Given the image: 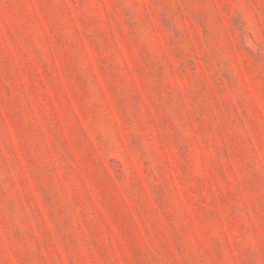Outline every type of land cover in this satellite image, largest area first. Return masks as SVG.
Segmentation results:
<instances>
[{
    "label": "rangeland",
    "instance_id": "374dc122",
    "mask_svg": "<svg viewBox=\"0 0 264 264\" xmlns=\"http://www.w3.org/2000/svg\"><path fill=\"white\" fill-rule=\"evenodd\" d=\"M0 264H264V0H0Z\"/></svg>",
    "mask_w": 264,
    "mask_h": 264
}]
</instances>
